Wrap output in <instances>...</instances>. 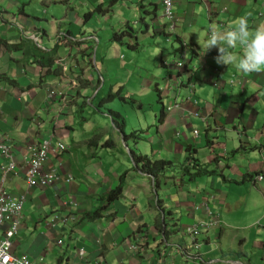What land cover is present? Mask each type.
I'll return each mask as SVG.
<instances>
[{
  "label": "crops",
  "instance_id": "crops-1",
  "mask_svg": "<svg viewBox=\"0 0 264 264\" xmlns=\"http://www.w3.org/2000/svg\"><path fill=\"white\" fill-rule=\"evenodd\" d=\"M13 10L16 11L12 13ZM173 10L176 39L188 48L184 67L188 69L187 77L179 81V94L174 91L172 98L167 95L168 104L162 103L158 121L156 117L152 119V125L157 121L154 134L148 137L154 142L152 154L147 150L149 141H145L144 153H140L180 161L186 157L184 150L191 147L199 161L213 164L215 171L188 182L172 178L169 172L157 180L155 191L166 209L171 208L166 221L173 220L164 225L169 231L164 242L158 241V230L153 228L154 212L149 216L150 207H145L144 193L151 191L146 196V201H150L152 183L137 170L128 172L129 182L124 184L123 195L103 208L100 218H81L88 204L91 206L101 193L106 194L116 184L118 175L132 166L128 152H124L130 167L121 171L111 168L114 175L112 172L105 178L103 169L109 165L100 161V151L110 155L111 160L121 156L123 150L117 146V136L111 137L110 147L101 146L103 128L82 127L83 99L87 100L83 89L95 93L105 82L95 62L99 53L116 69H138L130 67L132 61L138 63V55L130 58L123 48V44H135L132 50L137 51L138 35L130 33L117 41L111 38V29L119 31L126 25L134 32V27L141 24L145 26L144 39L149 35L154 40L156 35L163 36L167 22L162 18L161 0H0V72L12 80L0 81V135L10 140L16 163L2 181L1 169L7 160L0 155V185L11 194L26 192L23 217L13 238L15 254H26L36 260L35 264H188L190 261L178 257L167 261L166 255L160 261L155 259L161 249L168 250L174 244L172 240L186 243L181 229L206 218L202 206L196 213L192 207L211 202L212 212H218L224 224L203 234L200 252L204 261L200 264L264 263V70L244 72L235 66L247 59V51L242 48L246 42L237 19L246 18L253 35L258 29L264 30V0H174ZM231 30L237 31L235 39L228 36ZM211 31L216 33L210 35ZM213 36L215 43H209ZM104 46L107 48L102 53ZM34 55H51L57 60L50 68L39 67L30 62ZM160 61L162 68L167 66L163 53ZM62 72L64 76H60ZM143 72V87L158 79L148 69L143 68ZM106 73L110 75L109 70ZM137 80L132 81L135 87L139 85ZM70 81L75 82V87H69ZM53 88L67 89L66 105L48 98V89ZM173 101L179 106L167 111ZM196 127L204 131L200 144L195 140L201 136ZM183 129L187 138L181 134ZM193 129L198 130L197 137L193 136ZM49 136L52 142L62 141L67 147L60 160L50 155L44 165L46 170L51 166L60 172V178L46 187L29 188L25 181L29 147ZM99 145L101 148L94 154ZM237 147L241 151L233 152ZM113 149L116 155L110 151ZM131 149L138 151L136 140ZM257 173L263 177L253 182ZM68 174L73 177L70 182L64 180ZM68 197L75 198L78 207H69ZM70 212L75 219L58 222L56 227L50 225L53 214L62 217ZM142 225L151 227L156 237L149 236L140 252L131 257L123 240ZM59 239L61 243L57 244ZM79 248L85 252L84 260L77 257Z\"/></svg>",
  "mask_w": 264,
  "mask_h": 264
},
{
  "label": "rangeland",
  "instance_id": "rangeland-1",
  "mask_svg": "<svg viewBox=\"0 0 264 264\" xmlns=\"http://www.w3.org/2000/svg\"><path fill=\"white\" fill-rule=\"evenodd\" d=\"M106 5H108V3H105V6ZM15 11L16 10H13L12 13H14ZM95 16H97V14H95ZM150 21L151 20L149 19L148 22L150 23ZM102 24L104 25V23ZM144 29H145L144 25L138 24L136 25V27H134L135 31L132 32L131 27L123 25L122 27L119 28V31L117 32V34L121 36H126L130 33H133L136 36L138 35V44H139L138 48L139 49L137 51L132 50L126 44H123V48L124 50H127L130 58H132V55L134 54L138 55L137 57L138 63L134 64L133 61L130 63L131 68L138 67V69L133 72L132 71L130 72L124 69L123 70L116 69V65H113L112 62L109 61L107 58L100 57V53H99V57L96 58V63L98 64L100 73L103 74L102 76L105 79V82L100 85L96 93H94L93 91H90L89 88L83 89V92H82L83 96H87L86 98L87 100H85V98L83 99L84 100L83 108L85 110V114H84L85 118H84V123L82 124V127L84 128V130H87L88 126L103 128V130L105 131V134L102 137V142H105V140L108 137L115 138V136H117V139H119V140L115 139L117 142V146H119L123 150L122 151L123 153L120 152V154L123 156H118V157L115 156L117 152L114 149L113 151L110 150L113 154H115L114 155L115 157L111 160H110V155L106 153H101L100 151L99 153V157H101L100 161L101 162L103 161L104 163H107L109 165V167H107L106 169H103V171L105 172V178H107V176H109L110 173L113 172L112 169H118V171H121L127 168L126 167L128 166L127 156L124 155V152L125 153L128 152V146L129 148H131L135 140L137 142V146L139 150L137 151L138 154L140 152H143V146L145 144V141L147 142L149 141L148 143L150 145L147 146V150H148V153H150V155L152 154V151H150V148L151 147L154 148V144H153L154 142H153V138H148V137L149 135H153L155 132L154 124H157V121L159 117L161 116L162 103L166 104L165 101H167V104H168L167 95H170V97L172 98V93L174 91L176 92V94H179L177 83L178 81H180V79L185 80L187 77L186 72H180V74H178L179 66L177 65V63L183 61L181 53H180L181 51L180 41L175 39L172 34H169V31L165 33L163 36L156 35L155 40L150 35L148 36L147 39H144V35H143L144 31H142ZM115 32L116 31L113 32V30L111 29V33H110L111 38H113L114 36L113 34ZM152 32H153V29L151 26L149 27V33L151 34ZM106 48L107 46L101 47L100 50L103 51L102 53L106 51ZM161 53H163L164 56L166 57L165 63L167 66L164 68H162V64L160 61ZM185 57L188 58V53L186 51H185ZM91 59L92 61L94 60L93 57H91ZM101 59H103L102 62H101ZM143 68L148 69L149 72H153L156 78H158L154 83L153 81H149L145 87H143L141 84V81L145 78V73L143 72ZM107 70L110 71V75H107L106 73ZM92 78L95 79V76L93 75ZM133 79L134 80L138 79L137 80L139 84L138 86L135 87L133 85L132 83ZM93 81H94V84H96V80H93ZM110 110H112L113 112L116 111L115 113H118V112L121 113V114L118 113L119 115L116 116V118L118 120L123 119L125 121V124H126L125 133L127 134V139H126L127 143L124 142L123 139H121L122 138L121 136L123 135V133L118 131L112 125ZM154 117H156L157 121L155 120L156 123L152 125V121H153L152 119ZM131 124H133L134 126ZM196 128H198L199 132L201 133V136L195 140L197 144H200V142L203 139L204 131H203V128H199V127H196ZM181 134L184 138L188 137V134L186 133L184 129L181 130ZM88 138H90V136ZM125 143H126V146H125ZM99 148L94 149V153H96V151L99 150ZM110 151H108L107 153L111 154ZM183 154L185 157L186 154H188V152L184 150ZM98 161L99 159H96L95 164ZM98 166L101 172L102 167L100 166V164H98ZM210 168L212 169L214 168L213 164L210 165ZM130 171H133V170H130ZM129 173L126 172V178H129L128 177ZM111 175H114V172ZM97 177H100V176L98 175ZM126 178L124 177L123 179V182L125 184L129 182V180L128 182L127 180H125ZM107 184H110V182ZM133 191L138 193L136 189H134ZM103 194L105 193H101L100 198H98L97 200H93V203L91 204V206H89L88 204L89 201H88L87 202L88 209L86 211H88L89 209L94 210V207L96 210L99 207V205H101L102 202L104 201V197H102ZM148 194H149V191H147V195ZM147 195L146 193H144L145 207H147V203H146ZM138 211L139 210H137V213ZM151 212H154L152 208H148L149 216ZM166 223L168 224V222ZM233 247H234V251L238 249V246L236 245V243L233 244ZM199 262H203V261H199ZM249 262L250 264H264L263 261H249ZM193 263L197 264L194 261H190L188 264H193Z\"/></svg>",
  "mask_w": 264,
  "mask_h": 264
},
{
  "label": "clouds",
  "instance_id": "clouds-1",
  "mask_svg": "<svg viewBox=\"0 0 264 264\" xmlns=\"http://www.w3.org/2000/svg\"><path fill=\"white\" fill-rule=\"evenodd\" d=\"M161 6H162V18L165 19V21L167 22V26H166V31L164 32L167 33L169 31V34H172L173 37L176 39V36H175V32H174V22H175V13H174V10H173V6H174V0L172 1V6H171V17H166L164 15V7H163V3H162V0H161ZM238 23H239V30H240V33H242V38L245 40L246 43H244L242 45V48L247 51V59L244 60V61H241L239 64L235 65L239 70L241 71H244V72H249V71H255V72H260L262 70H264V30H257L255 32V34L253 35L252 32L249 31L248 29V24H247V19L246 18H238L237 19ZM118 31H116L115 33H117ZM216 32L214 31H211L210 32V35H214ZM118 35V34H117ZM119 36V39L117 41H120L121 35H118ZM228 36L229 38L231 39H235L237 37V31L236 30H231L229 33H228ZM35 38V37H34ZM58 38H60V35L58 36ZM251 38V41H248V39ZM36 39V38H35ZM215 39L216 37L213 36L212 39L209 41V43H215ZM198 43H201L199 37H198ZM135 44L132 46L129 45L128 47H130L132 49V47H134ZM202 47H206L204 45H202ZM187 46L185 44H181L180 46V53H181V56H182V59L183 61L182 62H178L177 65L179 66V70H178V73L180 74V72H186L188 69H184L185 65L187 66V63H188V59H186L185 57V51L187 52ZM57 60V59H56ZM60 62L58 61L57 64L60 66V69L63 67L61 64H59ZM60 76H64V73L62 72L60 74ZM75 81V80H74ZM100 82V80H99ZM69 87H75V82H72L70 81L69 82ZM232 83V81H231ZM177 84H182V82L180 83L178 81ZM98 91V90H97ZM96 91V92H97ZM95 92V93H96ZM191 92H193V85H192V89H191ZM67 95H68V91L67 89L63 90V89H59V88H53V89H48V98L49 99H55V102L56 101H61L62 102V105H66L68 100H67ZM173 103H176L173 101ZM172 103V104H173ZM171 104V105H172ZM61 105V106H62ZM170 105V106H171ZM169 106V107H170ZM179 106L178 103H176V106L177 107ZM175 107H172L171 109L175 108ZM168 108V107H167ZM166 108V109H167ZM171 109L167 110V111H170ZM126 125V124H125ZM117 129V128H116ZM125 129V127H124ZM193 132V136L194 137H197L198 136V130L197 129H193L192 130ZM126 136L123 137L122 135V139L124 142H126L125 139H127V134L124 133ZM48 138L51 139V145H52V149L50 150V152H48V157L47 159L45 160L43 166H42V173H46V172H49L50 170H53L54 172V175H55V178L48 184L44 185V184H40V183H37L35 185H29L28 182H27V179H26V171L30 165V161H31V157H32V154H31V149L32 148H35L37 147L43 140H41L38 144L34 145V146H31L29 147V161H28V165H27V168H26V171H25V181H26V184L29 188L31 187H46V186H49L50 184H52L54 181L58 180L60 177L58 175H60V172H58L55 168H52L51 166L46 170L44 169V165L46 163V161L48 160L49 156L50 155H54L55 157H57L59 160H60V155L61 153L67 149L66 145L62 142V141H58L56 140L55 142H52V137L49 136ZM48 138H45V139H48ZM0 139H2L4 142L8 143L9 146H10V152H11V156H12V159L14 161V166L12 169H9L7 170L5 173H3L4 171V168L7 166L8 164V160L0 153V155L5 158L7 160L6 162V165H4L1 169V180L3 181L5 176L7 175L8 172L10 171H13L16 163H15V160L13 158V154H12V145L10 143V140L7 138L6 135H0ZM57 143H62L63 144V149H61L60 151H58L56 149V146H57ZM125 146H126V143H125ZM191 148V147H190ZM128 149H131V148H128ZM236 149V148H235ZM133 150V149H131ZM134 151V150H133ZM135 152V151H134ZM136 154H138L137 152H135ZM237 153V152H236ZM141 154V153H140ZM193 154H195V149L193 148ZM128 156H129V150H128ZM148 156V155H147ZM195 156V155H194ZM148 157H152V158H155V156H148ZM196 157V156H195ZM130 158V157H129ZM158 158V157H156ZM197 158V157H196ZM131 159V158H130ZM184 159V158H183ZM131 163L133 165V161L131 159ZM204 164V163H203ZM135 165V164H134ZM204 165H208V167L210 166V164H204ZM209 169H211L209 167ZM215 171V170H214ZM176 174V173H175ZM173 175L171 174V177L172 178H175V177H179V179H182V177L180 175ZM145 175V174H143ZM167 177V174L165 175ZM146 177V175H145ZM263 175L257 173L253 178V182H255L256 180H260L262 179ZM70 178V179H68ZM73 179V177L68 174L66 177H65V181L66 182H70L71 180ZM150 180V179H149ZM151 181V180H150ZM117 183V181H116ZM152 183V196L150 197V201H152V203L155 201V199L158 197L159 199L162 200V198H160V196L157 195V192L155 191L157 187V183L154 182V179H152L151 181ZM125 184V183H124ZM123 189H124V186H123ZM123 189H122V192H123ZM8 192V191H7ZM9 193V192H8ZM11 194V193H9ZM12 196H16V197H19L21 195H23L24 197V201H23V204L25 203L26 201V192H23V193H19V194H11ZM123 194H121L122 196ZM153 195H154V198H153ZM120 196V197H121ZM119 197V198H120ZM150 201H148V205L150 208L153 209L154 211V219H155V213H156V210H158V208H156L155 206L153 207L152 203L150 204ZM163 205V209L161 210H158L160 211V221H161V229H158L155 227V224L153 225V228L157 229L158 231L156 232V235H158V241L161 239L165 242V239L167 236H169L167 229L165 228V223H166V217H167V212H171V209L168 208L166 209L165 205L163 204V201L161 203ZM67 205L69 207H73V208H76L78 207L79 203L76 201V199H70V197H68L67 199ZM203 207L204 209V214L206 215V218L205 219H201V220H197L195 221V223H190L188 225H186L182 230H181V233L182 235L184 236V238L186 239V243H180L178 244V242H176L175 240H172L171 242H173L174 244H172L168 250H166L165 248L164 249H161L156 257V261H160L161 260V257H164L165 255L168 256V261L174 259V257H178V258H182L183 261H204L203 258H202V255H201V252H200V249L202 247V244H203V239H202V236L203 234H205V232L208 230V229H216V228H220L223 226V221L219 215L218 212H212L211 210V206L207 203V202H203L201 203V205L197 206V205H194L192 207V211H194V213L196 212H199V208L200 207ZM22 209H23V205H22V208H21V218L19 220V225H18V229H17V232L19 230V226H20V222H21V219L23 217L22 215ZM99 209V208H98ZM156 209V210H155ZM97 210V209H96ZM91 212V211H90ZM100 212L101 214L103 215V212L102 210L100 209ZM193 214V213H192ZM214 216H216L218 218V222L214 225H210V226H207L205 223H208L210 221H212L214 219ZM69 219H75L74 215L70 212V213H67L66 215L64 216H58L56 214H53L51 217H50V225L52 227H56V223L58 222H61V223H65L67 222V220ZM258 222V221H257ZM3 224H6V227L3 228ZM2 225H1V228H0V235L3 233V231L8 227V223L4 222ZM204 224V225H203ZM192 225H198V232L193 235L189 232V228L192 226ZM151 227L147 226V225H142V226H139L137 228V230H135L133 232L132 235L124 238L123 242H125V247H126V250L128 252H130L131 254V257H134L135 255H137L139 252H140V249L143 245L146 244L147 242V239L149 236L153 235V237L155 238V234H154V231L153 229H149ZM174 230V229H172ZM16 232V234H17ZM15 234V235H16ZM15 235L13 236V238L15 237ZM132 236H136V240H132L131 237ZM13 238H12V246H13ZM100 242V241H98ZM61 243V240L59 239L57 241V244H60ZM11 251H13L12 247H11ZM77 257L81 260H84V250L82 248H79L77 250ZM8 258L5 257V260H7Z\"/></svg>",
  "mask_w": 264,
  "mask_h": 264
},
{
  "label": "trees",
  "instance_id": "trees-1",
  "mask_svg": "<svg viewBox=\"0 0 264 264\" xmlns=\"http://www.w3.org/2000/svg\"><path fill=\"white\" fill-rule=\"evenodd\" d=\"M113 35L114 36L112 39L115 40L119 39L117 33H114ZM56 59L57 58H54L51 55H40V56L34 55V57H32V60H30V62L36 64L39 67L50 68L54 64ZM53 71L57 72L58 69H55ZM0 81L9 82L12 80L8 74H6L5 72H0ZM110 115H111V122L113 123L112 125H114V127L116 126L115 128H118L117 130L122 132L123 137H125L126 136L124 134L125 121L123 119L118 120L116 116H118L119 114L113 112L112 110H110ZM112 144H113V139H109V138L105 142H103V146H107V147L111 146ZM128 150H129V157L133 161V165L131 166L132 168L130 167V169H126V171L120 173L117 179V183L106 192L104 196V201L99 207V211L98 209L94 211V213L93 211L90 213L91 210L84 211L85 214H83L84 212L81 214L83 219L88 221H93L100 218L102 216L100 209L103 208L105 209L109 206V204L113 203L115 200H118V198L122 194V189L124 186L123 179L126 176L125 175L126 172H128L129 170H137L140 174H145L146 177H148V179H150L151 181L152 179H154L155 183H157L158 179L164 178L168 172L173 175L175 173H176L175 175L179 173V175L182 177V179H184L183 181L185 182H188L190 180H195L197 177L200 176L212 175L214 173V169H209L208 165H204L201 161H199L198 158L194 156L193 150H191L190 147H187L186 149L187 151L185 150L186 152H188V154L181 161H174L173 159H166V158H156V157L152 158V157H148L146 154H136L133 150L131 149ZM240 151H241L240 147H237L236 149L233 150V152H240ZM156 199H155L156 201H154L153 203L152 201H150V204L152 203L153 207L155 206L156 208H158V210L160 209L162 210L164 208L163 205L161 204L162 200L158 199V197ZM157 203L158 204L160 203V205H158ZM158 210H156L155 213L154 224L156 228L161 229V224H160L161 221L159 217L160 211Z\"/></svg>",
  "mask_w": 264,
  "mask_h": 264
},
{
  "label": "built area",
  "instance_id": "built-area-1",
  "mask_svg": "<svg viewBox=\"0 0 264 264\" xmlns=\"http://www.w3.org/2000/svg\"><path fill=\"white\" fill-rule=\"evenodd\" d=\"M172 1L173 0H162L164 15L168 18L172 15ZM175 106L176 103H173L167 110ZM51 149L52 145L50 138L44 139L37 147L31 149L32 157L26 171V179L29 185H35L37 183L46 185L55 178L53 170L46 173L41 172L42 166L48 157V152H50ZM56 149L58 151L63 149V144L57 143ZM0 153L8 160V164L3 171V173H5L7 170L13 168L14 161L11 156L9 144L2 139H0ZM23 201V195L19 197L12 196L8 192L0 189V228L4 222L8 223V227L0 235V264H33L32 261H36L29 258L26 254L17 255L11 251L12 238L18 229ZM218 221V218L214 216L212 221L205 224L210 226L216 224ZM198 227V225H192L188 230L191 234L195 235L198 232ZM5 257L8 259L5 260Z\"/></svg>",
  "mask_w": 264,
  "mask_h": 264
},
{
  "label": "bare ground",
  "instance_id": "bare-ground-1",
  "mask_svg": "<svg viewBox=\"0 0 264 264\" xmlns=\"http://www.w3.org/2000/svg\"><path fill=\"white\" fill-rule=\"evenodd\" d=\"M81 60H82V59H81ZM95 62H96V60H95ZM94 65H95V63H94ZM96 69H97V68H96ZM97 71H98V70H97ZM102 75H103V74H102ZM101 77H102V76H101ZM93 80H94V79H93ZM102 81H103V80H102ZM102 83H103V82H102ZM99 85H100V84H99ZM107 87H108V86H107ZM98 94H99V93H98ZM105 95H106V94H105ZM94 96H95V95H94ZM94 96H93V97H94ZM156 97H157V96H156ZM121 98H122V97H121ZM122 100H123V99H122ZM122 100H121V101H122ZM134 101H135V100H134ZM89 102H90V101H89ZM128 102H129V101H128ZM98 103H99V102H98ZM125 103H127V102H125ZM129 103H130V102H129ZM87 105H88V104H87ZM88 106H89V105H88ZM95 106H96V105H95ZM137 106H138V105H137ZM137 106H136V107H137ZM138 107H139V106H138ZM82 108H83V107H82ZM110 108H111V107H110ZM91 109H92V108H91ZM111 109H112V108H111ZM89 111H90V110H89ZM96 111H97V109H96ZM115 112H116V111H115ZM96 113H97V112H96ZM118 113H119V112H118ZM119 114H121V113H119ZM98 115H99V113H98ZM102 116H103V115H102ZM106 117H107V116H106ZM108 117H109V116H108ZM122 117H123V115H122ZM84 118H85V117H84ZM104 118H105V117H104ZM118 118H119V117H118ZM127 120H128V119H127ZM106 121H107V120H106ZM126 122H127V121H126ZM94 123H95V122H94ZM108 123H109V122H108ZM112 124H113V123H112ZM131 125H133V124H131ZM113 126H114V125H113ZM125 126H126V125H125ZM133 126H134V125H133ZM115 127H116V126H115ZM138 127H139V126H138ZM117 129H118V128H117ZM124 130H125V129H124ZM115 131H116V130H115ZM133 131H134V130H133ZM116 132H117V131H116ZM124 133H125V131H124ZM117 134H118V133H117ZM120 134H121V133H120ZM141 134H142V133H141ZM118 135H119V134H118ZM119 137H120V136H119ZM121 137H122V136H121ZM134 137H135V136H134ZM98 138H99V137H98ZM105 138H106V137H105ZM112 138H113V137H112ZM129 138H130V137H129ZM43 139H44V138H43ZM109 139H111V138H109ZM116 139H117V138H116ZM121 139H122V138H121ZM117 140H119V139H117ZM125 140H126V139H125ZM133 141H134V140H133ZM126 143H127V142H126ZM91 144H92V143H91ZM94 144H95V143H94ZM97 144H99V143H97ZM129 144H130V142H129ZM92 145H93V144H92ZM102 146H103V144H102ZM120 146H121V144H120ZM99 147H100V145H99ZM99 147H98V148H99ZM109 147H110V146H109ZM107 148H108V147H107ZM115 148H116V147H115ZM118 148H119V147H118ZM128 148H129V146H128ZM132 148H133V147H132ZM99 149H100V148H99ZM104 149H106V148H104ZM138 151H139V150H138ZM92 152H93V151H92ZM137 153H138V152H137ZM143 153H144V152H143ZM94 154H96V153H94ZM186 155H187V154H186ZM84 156H85V155H84ZM121 156H123V155H121ZM127 157H128V156H127ZM84 159H85V158H84ZM88 159H89V158H88ZM180 161H181V160H180ZM130 162H131V161H130ZM124 164H125V163H124ZM125 166H126V165H125ZM128 166L130 167V165H128ZM126 167H127V166H126ZM131 168H132V167H131ZM129 171H130V170H129ZM129 171H128V172H129ZM131 172H132V171H131ZM131 172H130V173H131ZM136 173H137V172H136ZM125 175H126V174H125ZM138 175H139V174H138ZM125 178H126V176H125ZM146 178L148 179V177H146ZM126 179H127V178H126ZM126 179H125V180H126ZM171 179H172V178H171ZM119 180H120V178H119ZM148 180H149V179H148ZM118 182H119V181H118ZM1 183H2V181H1ZM92 183H93V182H92ZM93 184H94V183H93ZM148 184H149V183H148ZM84 185H85V184H84ZM113 185H115V184H113ZM89 186H90V185H89ZM98 186H99V185H98ZM110 187H111V186H110ZM112 187H113V186H112ZM151 187H152V186H151ZM151 187H150V188H151ZM0 189L3 190V191H6V190L3 188L2 185H0ZM151 190H152V189H151ZM6 192H7V191H6ZM149 192H151V191H149ZM103 193H104V192H103ZM166 197H167V196H166ZM97 199H98V198H97ZM118 199H119V198H118ZM158 199H159V198H158ZM156 200H157V199H156ZM156 200H155V201H156ZM99 201H100V200H99ZM157 201H158V200H157ZM207 201H208V200H207ZM147 202H148V201H147ZM133 203H134V202H133ZM168 203H169V202H168ZM210 203H211V202H209V204H210ZM157 204H158V203H157ZM81 205H82V204H81ZM147 205H148V204H147ZM158 205H160V203H159ZM99 206H100V205H99ZM129 207H130V206H129ZM136 207H137V206H136ZM159 207H160V206H159ZM214 207H215V206H213V208H214ZM89 208H90V207H89ZM91 208H93V207H91ZM98 208H99V207H98ZM147 208H148V207H147ZM147 208H146V209H147ZM211 208H212V207H211ZM138 209H139V208H138ZM159 209H160V208H159ZM170 209H171V208H170ZM220 209H221V208H220ZM89 210H90V209H89ZM91 210H92V209H91ZM94 210H95V207H94ZM101 210H102V209H101ZM129 210H130V209H129ZM152 210H153V209H152ZM214 210H215V209H214ZM80 211H81V210H80ZM95 211H96V210H95ZM98 211H99V209H98ZM220 211H221V210H220ZM78 212H79V211H78ZM113 212H114V211H113ZM127 212H128V211H127ZM193 212H194V211H193ZM202 212H203V211H202ZM90 213H91V212H90ZM90 213H89V214H90ZM93 213H94V211H93ZM129 213H130V212H129ZM151 213H152V212H151ZM168 213H169V212H168ZM220 213H221V212H220ZM83 214H85V212H84ZM97 214H98V213H97ZM174 214H175V212H174ZM105 215H106V214H105ZM107 215H108V214H107ZM170 215H171V214H170ZM81 216H82V215H81ZM81 216H80V217H81ZM83 216H84V215H83ZM99 216H100V215H99ZM131 216H132V215H131ZM168 216H169V215H168ZM84 217H85V216H84ZM126 217H127V215H126ZM143 217H144V215H143ZM159 217H160V216H159ZM170 217H172V216H170ZM202 217H203V216H202ZM220 217H221V215H220ZM81 218H82V217H81ZM112 218H113V217H112ZM120 218H121V217H120ZM130 218H131V217H130ZM77 219H78V217L76 218V220H77ZM142 219H143V218H142ZM152 219H153V218H152ZM152 219H151V220H152ZM175 219H176V218H175ZM175 219H174V220H175ZM116 220H117V219H116ZM130 220H131V219H130ZM167 220H168V219H167ZM77 221H78V220H77ZM84 221H85V219H84ZM122 221H123V220H122ZM153 221H154V220H153ZM168 221L170 222V221H173V220L171 219V220H168ZM168 221H166V222H168ZM79 222H81V221H79ZM98 222H99V221H98ZM119 222H120V221H119ZM141 222H143V221H141ZM174 222H175V221H174ZM104 223H105V222H104ZM159 223H160V222H159ZM159 223H158V224H159ZM177 223H178V222H177ZM83 224H84V223H83ZM160 224H161V223H160ZM175 224H176V222H175ZM112 225H113V224H110V225H109L110 229H111V227H113ZM114 225H115V224H114ZM173 225H174V224H173ZM173 225H172V226H173ZM176 225H177V224H176ZM157 226H158V225H157ZM166 226H167V225H166ZM172 226H171V227H172ZM180 226H181V225H180ZM103 227H105V226H103ZM167 227H170V226H167ZM114 228H115V227H114ZM114 228H113V229H114ZM174 228H175V227H174ZM180 228H181V227H180ZM177 229H178V228H177ZM181 230H182V229H181ZM101 231H102V230H101ZM105 231H107V230H105ZM105 231H104V232H105ZM175 231H176V230H175ZM208 231H209V230H208ZM155 232H156V231H155ZM170 233H171V232H170ZM103 234H104V233H103ZM179 237H180V236H179ZM102 241H103V240H102ZM109 241H110V240H109ZM179 242H180V241H179ZM96 243H97V242H96ZM102 243H103V242H102ZM113 244H114V243H113ZM120 246H121V245H120ZM121 247H122V246H121ZM164 247H165V245H164ZM110 248H111V247H110ZM125 248H126V247H125ZM142 248H143V247H142ZM166 248H167V247H166ZM122 249H123V248H122ZM144 249H145V248H144ZM147 249H148V248H146L145 252L147 251ZM123 250H124V249H123ZM150 251H151V250H150ZM200 251H201V250H200ZM125 252H126V251H125ZM127 252H128V251H127ZM147 252H148V251H147ZM84 253H85V252H84ZM141 253H142V252H141ZM127 254H128V253H127ZM141 255H142V254H141ZM85 256H86V255H85ZM102 256H103V255H102ZM125 257H126V256H125ZM137 257H139V256H137ZM140 257H141V256H140ZM150 257H151V256H150ZM155 257H156V256H155ZM166 257H167V255H166ZM151 258H152V257H151ZM129 259H130V258H129ZM167 259H168V258H167ZM139 260H140V259H139ZM151 260H152V259H151ZM98 261H99V260H98ZM131 261H132V260H131ZM140 261H141V260H140ZM167 261H168V260H167ZM177 261H178V260H177ZM180 262H181V261H180ZM184 262H188V261H184ZM194 262H196L197 264H200L199 261H194ZM32 263L35 264L33 261H32ZM185 264H187V263H185ZM212 264H213V263H212Z\"/></svg>",
  "mask_w": 264,
  "mask_h": 264
}]
</instances>
